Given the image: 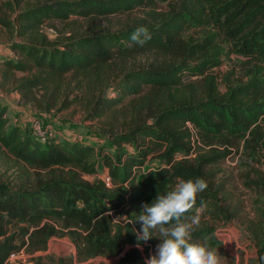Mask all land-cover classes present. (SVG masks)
<instances>
[{"label":"trees","instance_id":"16d2710c","mask_svg":"<svg viewBox=\"0 0 264 264\" xmlns=\"http://www.w3.org/2000/svg\"><path fill=\"white\" fill-rule=\"evenodd\" d=\"M173 1L43 0L16 16L15 29L24 41L13 42L10 49L17 57L1 63L6 78L25 75L16 79L13 92L50 113L58 107L65 76L73 74L80 78L70 92L73 98L67 96L57 110L82 105L86 120L99 131L94 144L60 135L42 141L28 127L9 128L11 117L0 103V144L22 165L17 180L0 178V264L20 252L33 257L47 251L53 238L65 237L76 246L80 263L122 256L118 264H145L140 247L147 241L138 246L135 232L141 224L133 222L144 204L174 190L178 178H202L208 185L196 207L203 202L202 215L212 221H201L193 229L192 242L223 249L216 227L230 224L233 216L214 189V173L208 169L226 160V148L237 143L244 142L254 153L264 148V0ZM164 4L169 11L155 13ZM136 10H149L151 18L114 33L77 34L57 41L40 33L42 26L74 16ZM139 26H146L150 34L142 47L131 39ZM203 26L222 33L235 54L251 61L243 80L228 84L224 93L213 75L200 84L191 80L222 65V52L210 41L215 34L202 41L186 36L190 28ZM151 52L170 61L128 70L117 67L114 77L112 65ZM107 73L113 78L103 77ZM187 123L195 128L197 139ZM99 167L109 172L112 188L99 178ZM30 169L49 174L31 178ZM57 169L71 171L66 177ZM259 221L257 264H264L263 211Z\"/></svg>","mask_w":264,"mask_h":264},{"label":"rangeland","instance_id":"374dc122","mask_svg":"<svg viewBox=\"0 0 264 264\" xmlns=\"http://www.w3.org/2000/svg\"><path fill=\"white\" fill-rule=\"evenodd\" d=\"M42 2L43 0H25L24 3L18 4L17 0H0V103L2 107L7 108L8 116L11 117L9 128L21 125L31 129L32 120L38 118L44 121L48 120L47 122L52 124L54 129L53 138L57 137V135L69 140L78 137L89 144H94L93 141L99 129L94 122L86 120L87 110L84 106L74 105L61 112L57 110L60 107L59 103L67 98V96L69 100L73 98L70 92L76 87L75 84L80 79L79 77L73 74L65 76L62 89L58 93L57 109L46 113L37 109L33 104L24 102L18 93L13 92L15 88L14 82L16 79L19 80L25 77L23 73H16L15 79L4 76V68L1 63L9 58L17 57L11 51L10 45L13 42L20 43L24 41L15 29L18 26L16 16L18 13ZM154 11L155 13L166 14L169 11L168 4L158 6ZM150 18L149 10H136L133 13L103 17L91 16L89 18H79L74 16L65 23L54 22V24H46L41 27L40 33L50 41H57L77 34L114 33L129 24H136L141 20ZM2 20L7 21L8 24H3ZM214 34L216 36L210 39V41L214 45H218L217 48L222 52L220 54L222 65L207 72L203 77H194L191 80L200 84L203 83L206 77L213 75L216 78L220 92L224 93L226 91L225 87L228 84H236L243 80L242 78L245 77L246 70L251 66V61L235 54L233 52V44L226 43L220 37L222 33L211 26L190 28L186 32L187 37H193L198 41H202L208 35ZM169 61L170 58L162 57L156 52H151L136 58L127 59L121 63L118 62L117 65H112L111 67L115 77L118 68L119 70H128L138 66L150 67ZM103 77L110 79L113 78V75L107 73ZM110 93L113 96V92L110 91ZM49 94L51 98L52 93L49 92ZM262 126L264 132V121ZM218 147L221 150L225 149V147ZM226 149L230 151L227 159L208 169L209 172L214 173V189L218 193L225 209L233 216L230 224L221 223L216 227V234L223 242V249L218 251V253L221 256V264H233L237 255H239V264H257L258 240L255 229L260 222L259 213L261 211L264 212V148H259L254 153L249 147L245 146L244 142H241L237 143L236 147H228ZM20 166L22 165L17 164L16 160L0 144V178L3 180H17L21 177L19 172L21 171ZM57 171L59 175L68 177V172L71 170L64 169L62 171L57 169ZM103 173L104 168L99 167V178ZM48 174L49 172L45 171L29 170L31 178H46ZM83 178L93 180L96 177L83 176ZM202 213L203 211L200 213V222L209 223L212 221L208 215L203 217ZM112 215L115 222H117L119 218L114 213ZM155 241L153 244L148 240L143 247H140L145 260L154 255L157 245L162 243L158 238ZM33 257L36 258V261ZM33 257L25 254L24 263L22 264H61V260L67 264H118L122 256L110 258L97 257L88 262L80 263L77 260L76 246L70 238L65 237L53 238L49 243L47 251L38 252Z\"/></svg>","mask_w":264,"mask_h":264},{"label":"clouds","instance_id":"9594fccd","mask_svg":"<svg viewBox=\"0 0 264 264\" xmlns=\"http://www.w3.org/2000/svg\"><path fill=\"white\" fill-rule=\"evenodd\" d=\"M131 39L144 46L150 39L147 27H137ZM207 187L202 178H178L174 190L159 194L153 203L143 205L142 213L133 222L141 224L140 230L135 232L138 246L153 237L162 241L145 264H221V256L216 249L192 242L193 229L199 225L200 213L206 207L203 202L196 207L197 198ZM157 232L159 236H154ZM233 264H239V255Z\"/></svg>","mask_w":264,"mask_h":264},{"label":"built area","instance_id":"2783aa9c","mask_svg":"<svg viewBox=\"0 0 264 264\" xmlns=\"http://www.w3.org/2000/svg\"><path fill=\"white\" fill-rule=\"evenodd\" d=\"M45 121L38 119V118H34L32 120V124H31V131H32L33 135L37 139L42 140V141H44L48 138H53V132H54L52 124L47 122V120H45ZM187 126L189 127L190 131L193 134V140L197 139V133H196V130L193 127V125H191L190 123H187ZM78 139H80V138H78ZM81 141H83V140H81ZM100 179L105 183V185L108 188L113 187L112 178H111V176L107 170H105L104 173L100 176ZM24 259H25V253L20 252V253L11 255V257L8 259L6 264H22V263H24Z\"/></svg>","mask_w":264,"mask_h":264}]
</instances>
